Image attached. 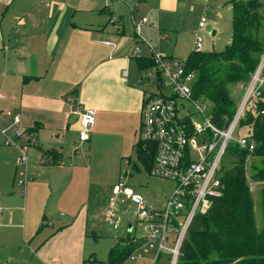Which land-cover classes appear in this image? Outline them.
<instances>
[{
    "label": "crops",
    "instance_id": "0c3cea01",
    "mask_svg": "<svg viewBox=\"0 0 264 264\" xmlns=\"http://www.w3.org/2000/svg\"><path fill=\"white\" fill-rule=\"evenodd\" d=\"M197 2L112 0L106 8L100 0H32L33 7L9 20L13 36L0 31V126L11 125L7 111L20 114L37 139L27 151L30 179L20 187L14 184L19 150L2 145L0 136V264H80L88 216L95 221L102 214L111 224L113 175L133 152L137 157L142 97L157 90L143 87L150 69L140 71L138 60L149 61L153 50L187 58L202 14ZM141 18L148 19L145 42L134 34L133 21ZM28 19L42 30H20ZM86 109L95 122L81 143L75 112Z\"/></svg>",
    "mask_w": 264,
    "mask_h": 264
},
{
    "label": "built area",
    "instance_id": "2783aa9c",
    "mask_svg": "<svg viewBox=\"0 0 264 264\" xmlns=\"http://www.w3.org/2000/svg\"><path fill=\"white\" fill-rule=\"evenodd\" d=\"M100 1L106 8L112 4V0ZM198 1L204 2L207 8V4L214 0ZM208 21L204 11L194 33L192 52L205 50L200 32ZM147 23V18L133 21L134 34L140 42H145L142 27ZM139 54L140 49L135 47L133 55ZM151 59L154 68L143 75L149 78V84L157 87V90L143 94L139 136L141 140L153 143L156 148L149 174L173 182L174 189L161 210L147 207L142 197L125 189L122 177L113 192L115 197L124 195L135 206L134 215L139 223L144 224L145 234L139 237L143 242L127 257L126 264H177L194 217L205 214L211 207L212 199L221 196L222 184L218 174L228 144L234 141L240 148L248 147L250 151L254 147L253 142L242 135L236 136V132L248 102L255 99L264 86V53L244 88L234 115L230 120L224 117L223 122L226 124L222 126L214 123L211 104L193 97L195 73L188 71L186 58L172 59L153 50ZM0 99H4V96L0 95ZM75 114L80 120L78 140L85 143L94 127V111L77 110ZM6 116L11 119V125L8 129L0 126V136L4 139L2 145L19 150L14 180L18 186L25 187L30 179L27 151L37 144V139L28 135L21 125L20 114L7 111ZM8 131L11 136H7ZM248 186L249 190L254 189V185ZM110 202L111 207H114V199ZM109 218H113L111 213L108 221Z\"/></svg>",
    "mask_w": 264,
    "mask_h": 264
},
{
    "label": "trees",
    "instance_id": "16d2710c",
    "mask_svg": "<svg viewBox=\"0 0 264 264\" xmlns=\"http://www.w3.org/2000/svg\"><path fill=\"white\" fill-rule=\"evenodd\" d=\"M232 10V39L221 52H191L188 71L195 73L192 94L212 106L214 123L226 124L243 96L244 88L256 70L264 53V46L255 33L264 28V17L258 10L259 0H230ZM253 31L254 34H251ZM141 70L154 68L152 59L138 60ZM241 86L234 96L233 87ZM264 86L259 95L248 102L238 123L236 136L242 135L254 147L240 146L231 141L221 161L219 178L221 196L213 198L205 214L194 217L181 247L177 264H264V226L257 231L253 201L246 182L245 166L250 158L260 159V167L253 165V182L264 181ZM28 133V132H27ZM137 158L149 172L155 155V145L138 139ZM224 158H230L226 166ZM264 217V212H263ZM142 239H120L109 251V264L123 263L140 246Z\"/></svg>",
    "mask_w": 264,
    "mask_h": 264
},
{
    "label": "rangeland",
    "instance_id": "374dc122",
    "mask_svg": "<svg viewBox=\"0 0 264 264\" xmlns=\"http://www.w3.org/2000/svg\"><path fill=\"white\" fill-rule=\"evenodd\" d=\"M259 1L262 3V6L258 10V13L264 17V0ZM197 3L201 5L200 13L206 11L209 19V24L200 32V36L204 41L205 51H223L225 47L230 44L232 39V7L230 0H214L207 4V8L204 2L199 1ZM32 5V0H0V31L2 29L7 31L6 35L3 34V36H13L11 30L7 27V25H9V20L16 12L22 13L23 11H28V7H33ZM193 9L194 8H192V10ZM104 16L108 20L107 13H105ZM17 20L18 18H16L14 23L12 22V25L17 23ZM28 27L36 28L33 30L31 29L32 32L42 30L41 25L34 23L31 19L27 20V25L25 27H19V29L23 30ZM208 28H210L211 31L208 32ZM212 31H215L217 34L212 36ZM251 34H254L253 31ZM255 35L256 39L264 46V28L259 29ZM191 37L192 36H189V38ZM142 77L144 78L143 87H152V84H148L150 82L149 78H146L145 75ZM240 88L241 86L233 87L232 93L234 96L238 94ZM131 157L130 164L125 165L126 160H124L122 162V166H124L121 168V171L113 175V190L115 186L118 185L120 176H122L126 185L125 189L130 190L133 194L142 196L147 207L154 210H161L165 200L174 189L173 182L152 177L143 164L134 156V152ZM231 161L230 158H224V163H226L227 167L230 166L229 163ZM253 165L259 168L260 159H249L245 166V175L247 184L254 185V189L250 190L253 201L254 221L257 231H261L264 226V181L253 182L251 180L254 174ZM14 184L18 186L16 183ZM113 199L115 201V207H113L111 212L113 218H109V222L113 224V226H118V229L114 230L111 224L106 223L102 214H98L97 218H95L96 222L88 216V233L83 242L85 258L80 264H109V251L120 238L124 239L125 237H132L134 235H144V224L139 223L134 215L136 210L135 206H133L124 195L115 197L113 192ZM98 203L101 204V207L104 204L103 202V204L101 202ZM129 226L134 227L131 233H128ZM73 263L74 261L72 260L64 261V264Z\"/></svg>",
    "mask_w": 264,
    "mask_h": 264
},
{
    "label": "water",
    "instance_id": "95a60500",
    "mask_svg": "<svg viewBox=\"0 0 264 264\" xmlns=\"http://www.w3.org/2000/svg\"><path fill=\"white\" fill-rule=\"evenodd\" d=\"M209 31H211L210 28H208V32H209ZM211 34H212V36H215V32H214V31H212ZM71 96H72V98H77V96H78L77 91L72 92V93H71ZM130 228H131V227H129V229H128L129 231H130Z\"/></svg>",
    "mask_w": 264,
    "mask_h": 264
}]
</instances>
